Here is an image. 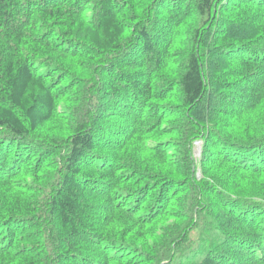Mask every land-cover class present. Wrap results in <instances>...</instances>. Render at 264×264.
I'll list each match as a JSON object with an SVG mask.
<instances>
[{
	"label": "trees",
	"instance_id": "obj_1",
	"mask_svg": "<svg viewBox=\"0 0 264 264\" xmlns=\"http://www.w3.org/2000/svg\"><path fill=\"white\" fill-rule=\"evenodd\" d=\"M0 264H264V0H0Z\"/></svg>",
	"mask_w": 264,
	"mask_h": 264
},
{
	"label": "rangeland",
	"instance_id": "obj_2",
	"mask_svg": "<svg viewBox=\"0 0 264 264\" xmlns=\"http://www.w3.org/2000/svg\"><path fill=\"white\" fill-rule=\"evenodd\" d=\"M202 145H203V141L201 139L194 140L192 142V155L195 161L198 160L200 156V153L202 151ZM196 176L198 178L200 177L199 171L196 172Z\"/></svg>",
	"mask_w": 264,
	"mask_h": 264
}]
</instances>
